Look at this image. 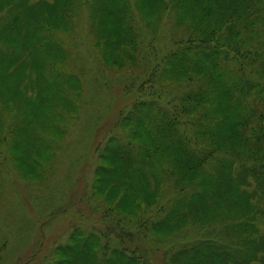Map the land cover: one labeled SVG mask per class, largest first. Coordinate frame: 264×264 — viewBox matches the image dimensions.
Returning a JSON list of instances; mask_svg holds the SVG:
<instances>
[{"label":"trees","instance_id":"obj_1","mask_svg":"<svg viewBox=\"0 0 264 264\" xmlns=\"http://www.w3.org/2000/svg\"><path fill=\"white\" fill-rule=\"evenodd\" d=\"M173 1L175 6L178 3L179 7L190 10L183 23L189 19L190 26L193 24L192 13L201 21L198 27L192 26L194 30L187 40L176 41L164 54L163 60L156 64L160 68L150 67L149 80L141 83L137 91L144 95L143 86L151 85L154 80L159 83L182 78L189 81L191 89L177 96V105L168 108L152 84L153 92L148 94L151 99H139L125 113L123 121L135 126L129 143L110 139L104 150L115 151L116 160L129 163L141 175L132 178L127 174L129 177L123 178L130 181L126 182L120 176L110 181V187L118 190V200L112 202L108 198L114 207L108 210V219L102 217L105 232L80 238L83 256L73 258L69 264H149L142 237L117 212L127 190L139 182V176L145 175L149 193L143 192V198L133 207H120L137 221L144 220V232L161 235L187 224H209L205 236L178 245L170 257L172 264H264V85L252 82L243 74L241 64L244 60L253 67L255 58L254 61H261V73L264 72V53L259 54L254 42L260 32L264 34V0ZM87 3L96 45L103 47L109 43L104 54L113 58V68L133 63L139 37L130 0H87ZM55 4V0H0V15L5 14L3 18L8 19L7 26L0 29V36L9 47L0 52V73L2 69L10 77L14 64L28 65L30 55L34 57L49 46L55 57L47 68L54 70L63 84L62 91L59 86L62 101L71 104L74 89L65 87V74L57 68L62 55L59 43L51 39L53 43L48 45L47 34L51 30L67 31L82 3L63 0L51 18ZM162 4L155 0L152 5L156 17ZM110 15L123 25L121 32L114 34L108 28L104 18ZM13 43L17 52H10ZM234 63L237 72L230 66ZM253 86L259 87L260 95L253 93L254 106L250 108L245 99L248 95L252 97ZM239 95L243 96L244 104ZM231 110H235L233 115ZM184 113L185 117L181 118ZM60 119L59 114L53 115L48 127L54 130ZM189 126L194 129L189 130ZM30 136L34 141L30 153L33 161L40 157L38 151L44 139L34 133L27 135L29 139ZM105 152L100 159L107 164ZM106 164H99L95 173H108ZM193 172L196 174L191 178ZM202 189L204 194L195 202ZM176 194L178 199L173 201ZM64 252L68 253L69 249Z\"/></svg>","mask_w":264,"mask_h":264},{"label":"rangeland","instance_id":"obj_2","mask_svg":"<svg viewBox=\"0 0 264 264\" xmlns=\"http://www.w3.org/2000/svg\"><path fill=\"white\" fill-rule=\"evenodd\" d=\"M55 1L51 18L63 0ZM154 1L130 0L139 37L135 48L138 54L133 63L123 68H113V58L109 59L104 54L108 51L109 43L103 47L96 45L87 0H81V11L67 31L51 30L47 34L48 45L53 43L51 39L59 43L62 55L57 61V68L65 74V87L74 89L71 104L62 101L59 86L61 88L63 84L55 76V71L47 68L48 62L55 57L47 48L49 46L43 47L34 57L30 55L28 65L21 67L18 62L14 64L10 77L1 69L0 264H69L73 258L83 256L80 238L89 234L99 236V232H105L102 217L109 218L108 210L114 207L112 202L118 200V190L110 187V181L120 176L126 182L130 181L123 178L129 177L127 174L132 178L140 174L129 163L116 160L115 151L104 150L110 139L125 145L129 143L131 129L135 126L126 124L123 116L139 99H151L148 94L153 92L150 90L153 85L154 92L164 98L168 108L179 102L177 96L181 97L185 90L191 89L189 81L182 78L180 81L162 80V83L154 80L153 85L143 86L144 95L137 91L141 83L149 80L150 67L158 65L176 41L187 40L194 30L192 26L198 27L201 21L192 13L193 24L190 26L189 19L183 23L182 19L190 16V10L179 7L178 3L175 6L173 0H160L163 4L156 17L152 7ZM4 15H0V29L8 23ZM104 20L114 34L121 32L123 25L113 16H107ZM0 37L1 52L9 47L3 43V36ZM254 42L259 54L264 53L262 32ZM10 47V52H17L15 44ZM54 53L57 55V49ZM254 59L253 67L247 61L241 62L242 72L252 82L263 86L262 64ZM230 66L237 72L235 63ZM258 88H250L252 97L248 95L245 99L250 108L254 106L253 93L260 95ZM239 98L243 103V96L239 95ZM237 106L241 108V105ZM222 110L220 112L224 115ZM234 112L231 110V115ZM186 113L180 117H185ZM56 114L61 119L57 127L51 130L49 120ZM189 128L192 130L194 126ZM29 133L44 139L38 151L40 157L33 161L30 153L34 141L31 136L30 139L27 137ZM103 151L107 164L100 159ZM99 164H106L109 172L96 174ZM195 174L193 172L191 178ZM141 177L137 184L127 190L120 207H133L143 198V192L149 193L146 175ZM202 194L203 189L194 201H199ZM176 199L177 194L172 197L173 201ZM200 203H203L202 200ZM120 207H117V212L126 218L125 222L129 220L126 224L142 237L141 244L149 264H168L179 244L203 237L209 230V224L198 222L181 226L173 233L151 234L143 231V219L137 221L123 213ZM105 242L109 245L107 238ZM65 249H69V252L65 253Z\"/></svg>","mask_w":264,"mask_h":264}]
</instances>
